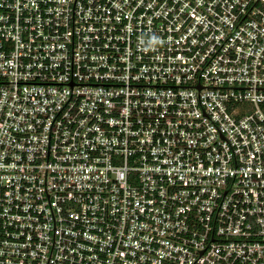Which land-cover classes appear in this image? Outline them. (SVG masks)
Returning a JSON list of instances; mask_svg holds the SVG:
<instances>
[{"label":"built area","instance_id":"2783aa9c","mask_svg":"<svg viewBox=\"0 0 264 264\" xmlns=\"http://www.w3.org/2000/svg\"><path fill=\"white\" fill-rule=\"evenodd\" d=\"M0 264H264V0H0Z\"/></svg>","mask_w":264,"mask_h":264}]
</instances>
